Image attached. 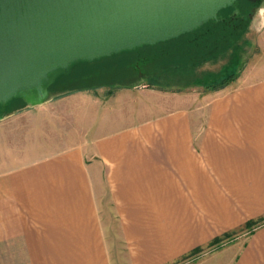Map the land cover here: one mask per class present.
I'll use <instances>...</instances> for the list:
<instances>
[{
    "label": "crops",
    "instance_id": "crops-1",
    "mask_svg": "<svg viewBox=\"0 0 264 264\" xmlns=\"http://www.w3.org/2000/svg\"><path fill=\"white\" fill-rule=\"evenodd\" d=\"M169 42L109 57L134 80L0 118V264H172L208 246L264 264V222L239 232L264 219V66L247 71L233 49L200 71L233 74L229 88L163 86L139 58Z\"/></svg>",
    "mask_w": 264,
    "mask_h": 264
},
{
    "label": "water",
    "instance_id": "water-1",
    "mask_svg": "<svg viewBox=\"0 0 264 264\" xmlns=\"http://www.w3.org/2000/svg\"><path fill=\"white\" fill-rule=\"evenodd\" d=\"M237 0H0V118L79 61L152 45L220 21ZM238 9H234L232 14Z\"/></svg>",
    "mask_w": 264,
    "mask_h": 264
},
{
    "label": "rangeland",
    "instance_id": "rangeland-1",
    "mask_svg": "<svg viewBox=\"0 0 264 264\" xmlns=\"http://www.w3.org/2000/svg\"><path fill=\"white\" fill-rule=\"evenodd\" d=\"M258 3L261 6H264V0H242L240 3V8L236 5L233 9L229 12L230 17H240L241 20L246 22L245 27L243 30L232 31V41L231 45L227 47L228 39L224 38L220 41L221 47L216 49L214 44H209L206 50L200 48V50L195 51V46H190L188 48V55L185 53L184 55L175 53V49L177 47L171 46L175 44V41L171 40L167 45L169 48L167 49H159L154 48L151 49L149 52H157L158 57H148L144 60L140 61V69L142 72L152 74L154 78L153 81L156 83H161L163 86H175L177 87H187V88H196L202 89L204 86L199 84L198 86L193 83L191 85V80L194 78L193 76H198L201 82L205 81L201 77L204 74H200V71H207V70H216L220 63L226 60L229 57L230 52L233 49H236L234 53L240 52L238 57L242 56V63L243 66L247 65V71H254L257 67L264 66V10H254V5ZM238 9L235 13L232 14L234 9ZM249 13V14H248ZM248 14V17H247ZM175 40V39H174ZM166 41H161L155 44L164 43ZM152 44L150 46H154ZM195 45V44H194ZM190 49V50H189ZM178 50V49H177ZM186 52V51H185ZM217 53V54H216ZM115 55V54H114ZM109 57L112 56H105V59L99 63V65H104L110 59ZM96 60H99L98 58ZM121 60H117L118 63ZM244 68V67H243ZM130 69L128 65L123 64L122 67L120 66H110L104 72L98 74L95 78H88L85 81L83 79H78L75 82H63L61 84H51L49 88L48 98L51 96H56L59 94H63L68 90H77L75 88H83L88 87L86 85H91L94 82H104L100 84H104L110 87L113 84L121 83L125 81H130L136 79V76L130 74ZM237 72V71H236ZM239 73V71H238ZM264 73V70L261 68L259 74ZM145 78V77H144ZM145 80V79H144ZM143 80V81H144ZM150 80V79H149ZM78 81V82H77ZM220 81V80H219ZM146 82V81H145ZM147 82H149L147 80ZM146 82V83H147ZM199 82V83H201ZM180 84H185L183 87ZM232 85L229 83H225V85L221 87H216L218 90H224L225 88H229ZM91 88V87H90ZM216 88H214L216 90ZM204 92V91H202ZM23 104L18 105L13 103L12 110H18L25 107H29L23 101ZM10 109L6 108V111ZM115 231L111 229L108 230L110 234L117 238L118 230L116 225H113ZM250 231V230H249ZM249 231L247 229H240V233L248 234ZM233 234V233H232ZM231 234V235H232ZM230 235V236H231ZM229 236V237H230ZM227 238H222L220 242L216 243L215 245H223V241ZM117 241V239H116ZM120 248V247H118ZM203 249L199 251L198 254H192L188 257H184L172 264H226L228 255L223 251V247H213V249L208 247H202ZM215 248V249H214ZM121 264H124V258L122 257Z\"/></svg>",
    "mask_w": 264,
    "mask_h": 264
},
{
    "label": "trees",
    "instance_id": "trees-1",
    "mask_svg": "<svg viewBox=\"0 0 264 264\" xmlns=\"http://www.w3.org/2000/svg\"><path fill=\"white\" fill-rule=\"evenodd\" d=\"M241 1L242 0H237V6L238 7L240 6ZM232 9H233V7H227L225 9L221 10L219 14H221L224 18L220 21L215 22V21L211 20L207 23H204L200 28L195 29L194 31L187 32V33L179 35L176 38L169 39L168 41H171V40L175 41V44L171 45V46L177 47L175 49V53L177 52L178 54H182V55L187 53V55H188V52H189L188 48H190V46H193V47L195 46L194 47L195 51L200 50V48L203 50H206L207 46L211 43L214 44L215 46L218 44L216 46V49L219 50L218 48L221 47L220 41L224 38L228 39L227 47L229 45H231V41L233 38V35H232L233 29L238 32L240 30H243V28L245 27V24H246V22L244 20H241L240 17L232 18V17L228 16L229 12ZM146 46H150V45H143V46L136 48L134 50H138V49L146 47ZM169 47H167V48H169ZM154 48H156V47H154ZM154 48H152V49H154ZM167 48H159V49H167ZM125 51H128V50H125ZM155 51L149 52L146 56H144V55L141 56L139 58V60H144L148 57H158V53ZM115 55H117V54H115ZM115 55L113 54L111 56H115ZM101 58H104V57H101ZM110 59L108 61H110ZM95 60H93V61H95ZM93 61H89V62L88 61H79V62L75 63L72 66V69L68 74H61L60 76H58V78L55 80V82L53 84H55V83L61 84L63 82L72 83L78 79H83V81H85L88 78H95L98 74L104 72L110 66H116V63H114L112 61L107 62L106 64H104L102 66L103 70L99 71L94 66H91ZM128 62H130V61H126V63H128ZM126 65H128V64H126ZM232 77H233V74H229V75H225L224 77H221V78L213 79L214 81H212V80L209 81V79H206L204 81V83H201V84L206 88L207 87L209 88V86L210 87H217V86L221 87L227 82V80H229V78H232ZM75 89H78V88H75ZM71 90H73V89H71ZM68 91L71 92L70 90H68ZM68 91H66V92H68ZM21 102H22V100L20 98H14L8 104L7 108L8 109L13 108V106H12L13 103H16L18 105L23 104ZM262 222H264V219L250 220L244 224V228L247 229L248 231L249 230L251 231V230H253V228L260 225ZM231 234H232L231 232L225 233L219 237L214 238L212 240V244L220 242V240L222 238H227Z\"/></svg>",
    "mask_w": 264,
    "mask_h": 264
}]
</instances>
